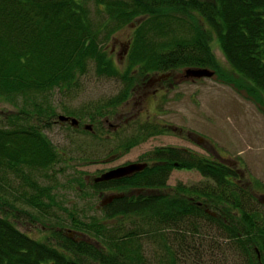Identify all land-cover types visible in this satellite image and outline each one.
Wrapping results in <instances>:
<instances>
[{
    "label": "trees",
    "instance_id": "trees-1",
    "mask_svg": "<svg viewBox=\"0 0 264 264\" xmlns=\"http://www.w3.org/2000/svg\"><path fill=\"white\" fill-rule=\"evenodd\" d=\"M86 1L0 0V98L17 109H0V264H264V206L226 164L157 149L152 157L168 161L167 172L145 169L144 174L153 173L140 179L156 194L117 199L102 208V217L86 221L56 199L58 174L52 170L69 162L42 132L55 117L49 102L55 89L73 90L89 63L97 76L122 81L121 91L107 96L105 105L87 110L93 121L102 108L114 110L129 98L136 77L130 67L122 74L115 69L106 44L135 19L132 40L122 52L129 51V63L137 64L140 74L187 67L223 77L215 43L229 71L249 83L246 93L264 96V0H94L97 20ZM171 21L182 35L167 43ZM140 141L136 136L131 147ZM88 159L85 154L83 161ZM175 159L205 184L183 186L178 196L163 191ZM37 174L57 183L43 186ZM92 179L79 174L70 182L82 191L102 190ZM53 207L79 229L65 230L76 239L55 231V242H45L15 225L20 215L44 218Z\"/></svg>",
    "mask_w": 264,
    "mask_h": 264
},
{
    "label": "rangeland",
    "instance_id": "rangeland-1",
    "mask_svg": "<svg viewBox=\"0 0 264 264\" xmlns=\"http://www.w3.org/2000/svg\"><path fill=\"white\" fill-rule=\"evenodd\" d=\"M98 5L101 7L100 4ZM84 6L90 15H93L96 20L99 19L95 14L94 0H87ZM100 11L102 12L103 9L101 8ZM138 22L139 19H135L133 23L127 25V28L116 30L108 44L105 43L108 58L112 60L113 66L120 74L125 72L129 68L127 64H130L129 51L124 52L125 55L122 52L123 44H130L132 29ZM169 25H172V30L166 33L167 43L182 35L176 23L171 21ZM114 42H116L115 49L111 52V45ZM213 52L220 64L223 77H219L220 73L215 71L211 78L192 82L184 78V70L187 67H181L170 71L175 75L171 79L152 83L149 80L154 76L156 78L158 72L149 70L140 74L138 70L140 67L137 64L131 66V75L136 79L129 91L127 101L111 111L110 108H102L94 121L92 111L87 110L99 103L101 106L105 105L107 96L121 91L122 81L118 76H97L93 62L89 63L87 74L76 79L75 88L69 93L62 92L64 87H57L51 95L52 100H49L55 108V117H52L50 127L42 131L53 147L66 155L69 162H60L52 170L58 174V185L54 188L56 199L74 212V215H78L79 219L88 221L89 216L100 218L103 215L100 203L103 198L108 197L109 192L104 191L102 194L92 188L82 191L74 182H70L74 176L80 174L86 181L89 179L93 181L94 176L102 175L114 166L136 159L144 160V155L150 153L153 148L173 146L189 149L195 155L211 162H223L235 171L237 176H240V184L246 186L253 198L264 206V96L248 95L245 89L249 83L242 76L229 71L228 62L215 43ZM226 74L231 80L229 84L224 82L228 80L225 78ZM176 76L180 79L177 80ZM155 87H159V90L151 96L144 95L141 104L139 99L132 101ZM1 100L4 99L0 98V109L10 113L17 111L11 104ZM18 101L21 105L22 100ZM127 104L129 105L125 107ZM143 105L148 112L154 114L152 118L148 119L145 114L140 113L138 119L127 120L131 116L134 118L137 111L142 110ZM60 116L71 117V125L57 120ZM75 118L82 120L81 126L72 122ZM90 123L94 124L92 134L88 132L90 135L86 133L87 131H76L70 128L73 126L82 129L84 124ZM147 123L155 128H160L158 124L162 123L169 129L154 132L149 126L144 125ZM172 128H176L177 131L174 132ZM110 130L117 131L110 132ZM136 136L142 141L131 147V142ZM199 137L204 141L199 140ZM125 147L128 149L125 150ZM118 153L122 154V158L114 161L112 156ZM85 154L89 157L88 162L83 161ZM219 157H222L223 161H220ZM92 158L97 160L91 162ZM36 177L39 179L40 175L37 174ZM205 181L207 180L196 171L177 169L174 170L173 176L168 180L163 191L172 192L174 187L178 196L180 194L177 192L178 184L181 190L182 184L192 183L186 187L196 188L200 184L204 185ZM39 182L43 186L57 183L44 178H40ZM36 219L29 220L20 215L19 220L14 222L21 232L33 239L45 242L46 239H51L54 243L55 231L62 232L73 239L77 238L75 234H69L65 230L79 229L73 228L71 220L57 207L52 208L49 216ZM59 219L61 223H56ZM80 234L78 232L77 235H84Z\"/></svg>",
    "mask_w": 264,
    "mask_h": 264
},
{
    "label": "flooded vegetation",
    "instance_id": "flooded-vegetation-1",
    "mask_svg": "<svg viewBox=\"0 0 264 264\" xmlns=\"http://www.w3.org/2000/svg\"><path fill=\"white\" fill-rule=\"evenodd\" d=\"M115 45H116V42H114L112 44V47H111L112 50H111V52L114 51ZM125 53H124V55H125ZM122 58H123V56H122ZM127 66L128 67H131L132 65L131 64H127ZM172 71H174V70H172ZM172 76H175L172 72H168L166 74L162 73V75L161 74H158L156 76V78L155 77H152L149 80V82H152V83H154L155 81H160L161 82L163 80L171 79ZM176 78H177V80L180 79L179 76H176ZM188 80H191L193 82V81H196L197 79H188ZM149 82H148V84H149ZM171 85H173V83ZM149 86H150V84H149ZM158 90H159V87H155L154 89L149 90V91L147 90V91L144 92L143 96H139L138 98H135L132 101H135L136 99H139L140 104H141L142 101H143L144 95L146 97L151 96L153 93H156ZM146 93H150V94L147 95ZM126 101L127 100L123 101V104ZM157 101L158 100H156V102ZM128 105L129 104H127L125 107H127ZM140 113L145 114L148 119H150V118H152L154 116V114H151L150 112H148L145 109L144 105H143L142 110H138L137 113L135 114V117L134 118H131L132 117L131 116L127 120L133 121V120L138 119ZM78 121L79 122L77 123V125L78 126L79 125L81 126V123H83L82 120L79 118ZM63 123L64 124L71 125L70 120L63 121ZM87 125L89 127H86ZM93 125L94 124H91V123L90 124H84L82 126V129H78V128H75L73 126L70 127V128H73V130H76V131H82L83 130L84 132H86V131L87 132H92L93 131V129H92ZM144 125H146L147 127L149 126V128H151L152 130H154V132H162L163 130H166V129L168 130L169 129L168 126H164L162 123H159L158 124L160 128H155L154 126H152V125H150L148 123L147 124H144ZM78 126H76V127H78ZM67 127H69V126H67ZM172 130H174V132L177 131L176 128H172ZM116 131L117 130H115V131H111L110 130V132H116ZM199 140L204 141L200 137H199ZM164 148L170 149V150H167L166 151V154H168L169 156H176V157L182 156L183 158H185V157H189L190 155L191 156L192 155H195L191 150L185 149V148H181V147H173V146L157 147V148H153V150L150 153H146L144 155V157H145L144 160H138V159H136L134 161L126 162V163H123V164H120V165H117V166H114V167L110 168V170H113V169H117V168H120V167L128 166L130 164H146V166H145L144 169H142L140 171H136L133 174L126 175V176H123V177H120V178H116V179H111V180H108V181L97 182L98 184H100V186H103V189L102 190H99L100 192H102V194L104 193V191H108L109 192L108 197L102 199V202L100 203V208H105L107 206H110V205H112L114 203V201H116L117 199H120V198H127V199H132L133 198V199H136L140 195L147 194V196H149V195H152L153 193L156 194L155 193V189H153V187H147V186H145L143 183L140 182V179L142 177H145L148 173L149 174L153 173V170H151L147 174H144L143 171L145 169H153V168H155L156 171L158 172L159 168H161V169L164 170L163 172H167V167L165 165H167L166 163L168 161H164L163 159L158 160V158H153L152 157V153L153 152L157 151V149H164ZM127 149L128 148L125 147V150H127ZM121 155H122L121 153L114 154V156H112V159L114 161H117L118 159L122 158ZM176 159H178V158H176ZM176 159L172 162L173 169L171 171H169L168 177L166 178V183H165L166 186H167L168 180L171 179V177L173 176L174 170H177V169L186 170V168H180L179 162ZM221 159H223V158L222 157H219V160L220 161H223ZM189 171H191V170H189ZM156 174H158V173H156ZM100 175H96L95 178L98 177V176H100ZM179 183H182V182H179ZM190 184H192V183H188V185L182 184V186H189ZM179 187H180V185L178 184L177 192L179 191ZM188 188L189 189L190 188L192 189L193 186L188 187ZM172 191L176 192V189L174 187H172Z\"/></svg>",
    "mask_w": 264,
    "mask_h": 264
},
{
    "label": "water",
    "instance_id": "water-1",
    "mask_svg": "<svg viewBox=\"0 0 264 264\" xmlns=\"http://www.w3.org/2000/svg\"><path fill=\"white\" fill-rule=\"evenodd\" d=\"M214 72L208 68H187L184 71V77L189 79H201V78H211ZM69 117L60 116V121H67ZM73 123H77V120H73ZM89 127V126H86ZM146 164H130L125 167H120L117 169L109 170L104 172L101 176L95 179L96 182L108 181L111 179L120 178L126 175H130L133 172L140 171L144 169Z\"/></svg>",
    "mask_w": 264,
    "mask_h": 264
}]
</instances>
